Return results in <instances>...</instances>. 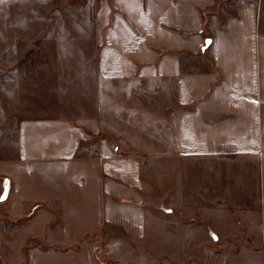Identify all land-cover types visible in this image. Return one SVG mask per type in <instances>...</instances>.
Here are the masks:
<instances>
[{
    "label": "crops",
    "instance_id": "crops-1",
    "mask_svg": "<svg viewBox=\"0 0 264 264\" xmlns=\"http://www.w3.org/2000/svg\"><path fill=\"white\" fill-rule=\"evenodd\" d=\"M127 4L140 34L114 21L87 109L68 116L60 76L56 114L0 124V264H176L210 231L208 264H264V9Z\"/></svg>",
    "mask_w": 264,
    "mask_h": 264
},
{
    "label": "rangeland",
    "instance_id": "rangeland-1",
    "mask_svg": "<svg viewBox=\"0 0 264 264\" xmlns=\"http://www.w3.org/2000/svg\"><path fill=\"white\" fill-rule=\"evenodd\" d=\"M215 2L217 6L255 4L264 9V0ZM127 3L128 0H0L2 127L9 124L15 115L19 119L36 113H47L40 105L53 110H48L49 114H56L57 78L60 76L65 77V110L68 116L78 115L82 109H87L89 83L94 82L98 57L109 53L110 48L116 50L119 47L118 42H112L109 38L114 21L119 23L122 33H130L135 38L140 34L135 22L128 18L130 8L127 9ZM122 33L119 31L117 38L120 39ZM165 54L160 52L159 55ZM33 107L38 111H33ZM193 235V239L200 238L202 230ZM181 241L185 243L184 238ZM96 244L99 251L104 252L108 247L103 234L96 240ZM231 244L238 248L242 244L249 246L250 241L236 238L231 240ZM129 246L136 248L131 243ZM216 247L209 239L203 247L207 248L206 251L194 253L196 258L177 255L176 264H208L212 253L217 251ZM156 259L158 264L168 263V256ZM101 260L108 263L104 258Z\"/></svg>",
    "mask_w": 264,
    "mask_h": 264
},
{
    "label": "water",
    "instance_id": "water-1",
    "mask_svg": "<svg viewBox=\"0 0 264 264\" xmlns=\"http://www.w3.org/2000/svg\"><path fill=\"white\" fill-rule=\"evenodd\" d=\"M210 44H211L210 39H206L205 42H204V47L201 49V52H204L210 46ZM112 149L115 152L117 151V148L114 147V146H112ZM2 189H3V191H2V194L0 196V203H4L7 200V198H8L9 191H10V183H9L8 180H6V179L3 180V182H2ZM160 210L164 214H167V215L172 214V210H169V209L164 208L163 205L160 206ZM213 236H215L216 239H213ZM209 237H210V239H211L212 242H217L218 241L217 236L214 233H212L211 231L209 232ZM33 246L34 245L31 243L29 245V248H31Z\"/></svg>",
    "mask_w": 264,
    "mask_h": 264
},
{
    "label": "snow or ice",
    "instance_id": "snow-or-ice-1",
    "mask_svg": "<svg viewBox=\"0 0 264 264\" xmlns=\"http://www.w3.org/2000/svg\"><path fill=\"white\" fill-rule=\"evenodd\" d=\"M213 239H216V237H215V236H213Z\"/></svg>",
    "mask_w": 264,
    "mask_h": 264
}]
</instances>
